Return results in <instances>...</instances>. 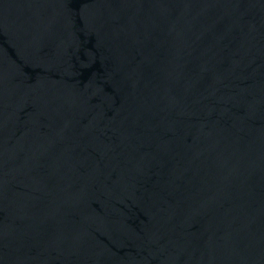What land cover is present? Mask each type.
I'll use <instances>...</instances> for the list:
<instances>
[{
  "label": "water",
  "instance_id": "95a60500",
  "mask_svg": "<svg viewBox=\"0 0 264 264\" xmlns=\"http://www.w3.org/2000/svg\"><path fill=\"white\" fill-rule=\"evenodd\" d=\"M0 264H264V0H0Z\"/></svg>",
  "mask_w": 264,
  "mask_h": 264
}]
</instances>
